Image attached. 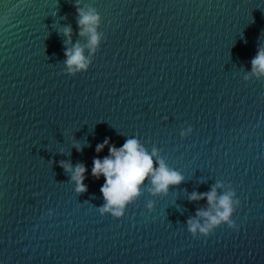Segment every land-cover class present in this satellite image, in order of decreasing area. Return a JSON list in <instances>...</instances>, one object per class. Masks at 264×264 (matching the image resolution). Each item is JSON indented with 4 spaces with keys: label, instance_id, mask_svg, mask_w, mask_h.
Segmentation results:
<instances>
[{
    "label": "water",
    "instance_id": "1",
    "mask_svg": "<svg viewBox=\"0 0 264 264\" xmlns=\"http://www.w3.org/2000/svg\"><path fill=\"white\" fill-rule=\"evenodd\" d=\"M74 4L99 14L94 52ZM77 43L90 65L73 75ZM258 47L264 0H0V264H264ZM131 137L184 179L153 194L148 178L123 216L101 215L95 147ZM60 161L84 164L85 192ZM218 181L235 227L194 237L186 221L208 205L188 197Z\"/></svg>",
    "mask_w": 264,
    "mask_h": 264
},
{
    "label": "clouds",
    "instance_id": "2",
    "mask_svg": "<svg viewBox=\"0 0 264 264\" xmlns=\"http://www.w3.org/2000/svg\"><path fill=\"white\" fill-rule=\"evenodd\" d=\"M78 15L77 28L78 35L87 34V47L90 52H94L99 42L97 26L99 24V14L94 8L84 11L78 4H74ZM66 42H70L72 28L67 26L63 29ZM84 48L79 43L72 48L65 49V65L69 74L86 71L90 61L84 56ZM252 74L264 76V47H258L257 53L251 60ZM247 79V77H245ZM192 132V127L188 126L180 132L181 137H185ZM105 146L108 149V155L102 159L94 157L91 166V174L97 178L101 175L104 177V183L100 187V192L105 203L97 210L103 215L110 213L113 217L123 216L126 206L140 195V187L145 180L150 178L151 188L149 191L153 194H167L170 186H175L183 181V176L176 170L171 169L165 163L163 158L153 159L157 156V149L153 148L151 153L135 137L127 138L122 146L116 147L110 144L108 138L98 143L95 147L97 153L101 152ZM77 151L80 145L74 144ZM60 166L66 172L71 173V180L75 182V191L78 193L85 192L87 186L84 184V173L86 167L82 163H77L74 167L65 161H60ZM218 181L207 192L193 191L189 195V200H206L207 209H197L196 217H189L186 221L187 230L194 237L197 233L208 235L214 228L222 223L227 224L230 228L235 227L231 219L235 207L239 205L238 199H233L236 195L234 191L229 190L220 195L217 194V188L221 187ZM235 206V207H234ZM153 202L148 201L146 208L151 210Z\"/></svg>",
    "mask_w": 264,
    "mask_h": 264
}]
</instances>
